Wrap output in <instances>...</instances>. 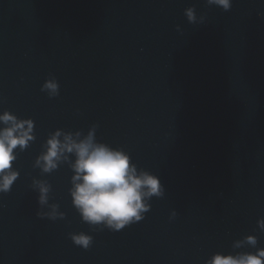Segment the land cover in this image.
I'll return each mask as SVG.
<instances>
[{"label":"water","instance_id":"1","mask_svg":"<svg viewBox=\"0 0 264 264\" xmlns=\"http://www.w3.org/2000/svg\"><path fill=\"white\" fill-rule=\"evenodd\" d=\"M0 264H264V0H0Z\"/></svg>","mask_w":264,"mask_h":264}]
</instances>
